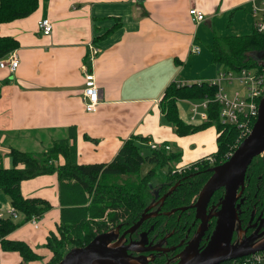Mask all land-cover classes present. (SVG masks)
I'll use <instances>...</instances> for the list:
<instances>
[{"label":"crops","instance_id":"1","mask_svg":"<svg viewBox=\"0 0 264 264\" xmlns=\"http://www.w3.org/2000/svg\"><path fill=\"white\" fill-rule=\"evenodd\" d=\"M249 1L38 0L37 8L27 16L0 23V35L16 40L13 49L18 56L13 73L0 68V164L10 165L11 147L41 153L63 138L73 145L77 163L109 162L131 138L140 144L147 138L169 146L172 142L174 166L213 152L215 127L209 125L215 135L206 126L177 132L164 114L161 97L174 79L215 75L209 45L224 32L212 35L210 29L215 30L222 24L221 16H227L228 24L234 20L238 29L251 31ZM191 6L203 12L202 21H191L187 12ZM42 17L51 22L48 35L37 27ZM197 39H204L208 52L189 51ZM92 45L97 53L90 59ZM82 65L92 66L99 90L91 112L84 109L81 99ZM190 101L176 100L178 118L196 126L205 120H190ZM29 143L49 146L29 150ZM56 157L53 163H63L61 154ZM19 187L24 197L46 200L51 207L34 219L24 221L18 211L11 217L7 215L11 204L3 192L7 199L0 195V213L18 222L7 238L25 242L38 255L27 264H44L52 255L47 237L57 234L61 225L57 173L24 179ZM0 253L16 254V264L23 262L16 251L0 247Z\"/></svg>","mask_w":264,"mask_h":264},{"label":"trees","instance_id":"2","mask_svg":"<svg viewBox=\"0 0 264 264\" xmlns=\"http://www.w3.org/2000/svg\"><path fill=\"white\" fill-rule=\"evenodd\" d=\"M37 5L38 0H0V23L27 16L37 8ZM16 45L17 42L14 38L0 35V58L15 48ZM209 50L211 61L216 70L251 66L264 70V56L260 58L259 62L253 56L255 51L264 50V31L257 32L251 29L250 32L244 34L215 35L209 45ZM214 89L205 81L201 83L192 82L182 86H177L172 81L164 90L161 106L168 121L176 125L177 132L181 134L190 129L195 130L213 125L216 130V149L207 155L214 156V163H221L227 158L226 151L230 145L233 146L237 131L231 126L219 123L217 105L208 103L206 108L207 119L196 126L184 124L178 118L176 105V100L180 98L196 101L204 99L205 96L211 97ZM72 146L63 138L41 153L11 147L8 151L10 165L4 167L0 164V191L8 196L10 204L22 214L24 221L42 214L51 206L46 200L24 197L20 192V182L39 174L56 171L59 182L58 196L62 206L60 226L65 231L63 237L69 243L73 242L69 245L70 247L85 245L96 233L112 228L121 220H127L136 214L147 200L148 185L151 184V177L156 174L157 167L168 164L163 177L166 179L170 176L183 174L171 173L169 163L175 159L176 153L151 149L145 152L143 146L135 138L125 140L109 162L77 163L74 159ZM57 154L63 156V163H53ZM256 158L257 156L252 158L248 164L246 170L249 172ZM145 162L154 166L148 168L144 174L139 175L140 167ZM262 164L264 165V161ZM208 165L206 160L198 163L197 167H207ZM188 172L185 171V173ZM259 173L263 178L262 173ZM121 174L137 175L136 179L130 182L132 184H129V187L121 183L124 185L118 184L119 186L114 190L106 188L115 186V183L109 180L110 177H117ZM196 190L197 187H194L190 193ZM89 217L100 219L102 222L96 221L97 226L104 224L105 228L96 233L91 232L88 228ZM17 224L18 222H14L9 217H0V247L1 250L18 252L23 260L19 264H27L28 261L37 259L38 255L25 242L7 238V234ZM53 239L57 240L55 234H50L47 237L46 245L50 248L52 255L44 264H55L64 254H60L58 249L54 247L53 244L57 242ZM226 263L224 260L217 264Z\"/></svg>","mask_w":264,"mask_h":264},{"label":"flooded vegetation","instance_id":"3","mask_svg":"<svg viewBox=\"0 0 264 264\" xmlns=\"http://www.w3.org/2000/svg\"><path fill=\"white\" fill-rule=\"evenodd\" d=\"M262 161L264 152L257 155L250 172L245 171L242 185L237 188L232 243L248 238H253L255 243L264 238ZM218 163L212 162L207 167H196L188 173L151 182L141 209L110 228L111 242L124 247L119 249L127 251L140 264H175L185 249L202 251L214 229L215 212L220 206L224 188L221 186L213 191L204 211L198 216L194 205L200 188L211 174L209 168ZM194 187L197 190L190 193Z\"/></svg>","mask_w":264,"mask_h":264},{"label":"built area","instance_id":"4","mask_svg":"<svg viewBox=\"0 0 264 264\" xmlns=\"http://www.w3.org/2000/svg\"><path fill=\"white\" fill-rule=\"evenodd\" d=\"M249 13L253 17L252 29L257 32L264 31V0H250ZM188 15L191 21L197 23L204 19V14L195 6L188 8ZM39 31L48 35L51 32V22L48 18L42 17L37 21ZM200 47L197 44H191L189 51L197 53ZM97 53V47H90L89 58L92 59ZM18 65V56L15 49L10 50L7 54L0 58V68L8 69L9 73H13ZM83 75V85L81 89V99L84 109L88 112L94 111L99 99V90L96 86L92 66H81ZM197 83L205 81L212 86L214 93L211 97L205 96L204 99L191 100L189 107L190 120H194L199 115L201 120L207 119L206 108L208 103L217 105L218 121L225 126H231L237 131L235 138V147L237 144L249 134L252 124L258 115V103L261 96L264 94V70L257 68L252 71L250 67H241L238 69L219 68L215 71V75L205 79H195ZM173 82L177 86L187 85L190 82L188 79H174ZM228 84L227 89L223 83ZM236 83V86H233ZM141 145L149 150H170V146L166 143L153 140L150 138L143 139ZM232 151H229L228 157ZM210 164L215 158L212 155H205L198 160H195L183 165L171 166V173H183L186 170L194 169L198 163L206 161ZM17 210L11 206L7 209V215L15 217ZM0 217H5L0 213ZM33 219L35 216L32 217ZM226 264H264V250L256 251L241 257L226 260Z\"/></svg>","mask_w":264,"mask_h":264},{"label":"water","instance_id":"5","mask_svg":"<svg viewBox=\"0 0 264 264\" xmlns=\"http://www.w3.org/2000/svg\"><path fill=\"white\" fill-rule=\"evenodd\" d=\"M254 59L259 62L264 50L255 51ZM258 115L251 131L246 135L221 163L211 166V174L203 183L195 203L196 212H203L205 204L214 190L224 188L219 208L215 212L214 229L202 251L184 250L175 264H217L228 259L241 257L256 251L264 250V238L253 242V238L231 242L236 219L234 201L237 188L242 185L244 173L253 157L264 152V94L259 99ZM112 229L98 232L85 245L68 248L55 264H140L127 251H122L111 242Z\"/></svg>","mask_w":264,"mask_h":264},{"label":"rangeland","instance_id":"6","mask_svg":"<svg viewBox=\"0 0 264 264\" xmlns=\"http://www.w3.org/2000/svg\"><path fill=\"white\" fill-rule=\"evenodd\" d=\"M220 19H222V24H220V26H217L215 28V30H213V31L210 29L212 35L214 33L217 34L218 32H224V33H221V34H224V35L225 34H231V33H234V32H237L236 34H244V33L250 32L249 29H248L249 31H246L244 27H241V28L238 29V26L236 27V24H234V20H231L230 23L228 24L227 23L228 22V17L227 16H221ZM217 20H218V18H217ZM202 34L205 36V31L203 29H202ZM203 40L197 39L198 42H196L194 44H197L200 47L201 50H204V51L208 52V45H206L205 44V41H203ZM250 69L252 71H255L257 69V67L256 66H251ZM201 78L205 79L206 77H201ZM189 81L190 82H196L195 79H189ZM223 85L226 86L225 89H227V86H229L225 82L223 83ZM233 86H236V83H233ZM182 105L184 106V105H186V103H183ZM186 109L187 108L184 107V110L185 111H186ZM187 113H188V111H187ZM196 119L201 120L199 118V115H197V118ZM205 128L208 129V130H212L213 131V135H215V132H214V130H213V128L211 126H206ZM234 144H235V141L233 143V146L230 145L229 149L226 151V154L227 153L229 154V151H233L234 150V148H235V145ZM26 146L29 148V150H40V149L46 150L49 145H42V147H37L36 145H33L32 143H29ZM170 146H171V151L176 149V147H174V144L172 142L170 143ZM143 150L145 152H148V148L147 147H144L143 146ZM168 151L170 152V150H168ZM175 162L176 161L170 162L169 163L170 167H171V164L173 165V164H175ZM153 166H154L153 164H150V163H147V162L143 163L141 165V167H140L139 175L144 174V172L148 168L153 167ZM167 167H168V164L163 165L161 167H157V171L158 172L156 171V174L153 177H151V182H156L157 183L158 181H160L161 178L164 177V174H165V171H166ZM189 170H192V169H189ZM189 170H186V171H189ZM136 175H130V176H128L127 174H124V175L121 174V175H119L117 177H115V176L114 177H110L109 180H111L112 182H114L115 183L114 184L115 186H113V187H106V188H111V189L114 190L117 186H119V185L123 186L124 184H126V186L129 187L128 185L129 184H132L130 182H133L136 179ZM121 183H124V184H121ZM0 195H2L3 197H5V199H7V196L3 192H1V191H0ZM96 221L97 222H102L100 219H95V218H91V217L88 218V228L93 233H96L100 229H104L105 228L104 227L105 226L104 224H100L99 226H97V222ZM108 229H110V228H108ZM64 233H65V231H64L63 227L62 226H58V228H57V234L55 233V236H56V238H57L58 241L53 239L55 242H57V243L54 242L55 244H53V245H55L54 247H56V249H58V252L60 254H63L68 248H71L69 245L73 243V242H70L69 243L68 240H66V238L63 237V234ZM16 257H17L16 254H11V253H3L2 254V253H0V264H16L19 261V259H17Z\"/></svg>","mask_w":264,"mask_h":264}]
</instances>
